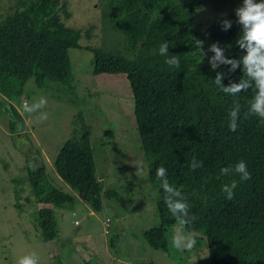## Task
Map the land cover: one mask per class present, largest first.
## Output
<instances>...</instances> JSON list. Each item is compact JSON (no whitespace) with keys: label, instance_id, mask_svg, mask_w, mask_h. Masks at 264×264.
Returning <instances> with one entry per match:
<instances>
[{"label":"trees","instance_id":"1","mask_svg":"<svg viewBox=\"0 0 264 264\" xmlns=\"http://www.w3.org/2000/svg\"><path fill=\"white\" fill-rule=\"evenodd\" d=\"M14 1L11 11L0 19V113L9 114L10 133L25 128L13 101L22 95L26 81L33 77L40 87L53 84L72 89L69 49L91 51L93 75L123 74L130 85L140 148L148 178L157 190L159 222L143 231L144 242L169 253L170 233L178 225L156 176L157 168L163 166L169 183L190 204L196 220L188 231L195 234L196 244L206 246L210 264H264V125L253 116L241 117L234 132L228 127L234 101L246 110L255 89L236 97L226 95L213 82L216 73H226L222 83L227 86L230 81L239 82L242 69L229 73L230 65H220L214 71L209 63L214 53L208 49L216 42L229 59L244 54L236 44L241 26L235 11L198 30L193 24L198 0H100L109 8L107 26L124 38L127 52L121 53L82 46L79 40L83 35L90 38L94 25L85 29L67 25L71 13L66 0ZM224 19L232 21L227 31L222 30ZM196 40L203 41L202 50L195 46ZM165 41L169 54L179 55V69L169 67L168 57L159 54ZM81 116L80 130L63 143L53 161L57 174L74 193L51 185L41 160L36 167H26L31 201L39 205L35 223L45 241L58 235L55 208L75 210L81 199L100 211L103 198L117 195L101 186ZM193 157L203 161V167L191 170ZM240 160L247 163L250 180L240 182L232 172L221 174L222 168L232 169ZM233 180L239 183L234 198L228 200L221 189Z\"/></svg>","mask_w":264,"mask_h":264},{"label":"rangeland","instance_id":"2","mask_svg":"<svg viewBox=\"0 0 264 264\" xmlns=\"http://www.w3.org/2000/svg\"><path fill=\"white\" fill-rule=\"evenodd\" d=\"M66 1L71 13L67 25L83 29L94 25L90 38L83 35L79 40L82 46L127 52L122 35L106 24L109 8L104 3ZM198 1L193 17L198 30L242 6L240 0ZM15 4L0 0V19ZM69 56L72 89L53 84L40 87L31 77L13 101L24 118L21 132L10 133V116L0 113V264H17L31 252L39 256L40 264H210L204 244L183 252L173 247L178 225L170 233L169 253L144 242L143 231L159 222L157 190L148 178L147 160L140 148L129 82L123 74L93 75V53L85 48H71ZM42 97L48 102L45 108L31 114L24 111L23 100L32 105ZM41 112L48 114L42 122L38 119ZM79 114L89 133L101 186L117 195L103 198L100 211H93L81 199L75 210L55 208L58 235L45 241L35 223L39 205L31 201L26 167H36L41 160L48 182L72 193L53 161L63 143L80 130Z\"/></svg>","mask_w":264,"mask_h":264},{"label":"clouds","instance_id":"3","mask_svg":"<svg viewBox=\"0 0 264 264\" xmlns=\"http://www.w3.org/2000/svg\"><path fill=\"white\" fill-rule=\"evenodd\" d=\"M237 17L236 23L241 26V31L236 44L243 51V55L238 59H229L225 56V49L221 48L219 42L213 43L209 47V51L214 53L210 58L209 63L215 71L220 65H230L229 73H234L237 68L242 69V76L239 82H231L225 86L222 83L226 73L223 71L217 72L213 80L215 85L225 93L233 97L238 96L241 92H246L250 88H254V95L248 100L246 110L242 109L239 101H234L232 108L229 110L228 127L231 131H236L238 121L249 119L253 116L259 118V123L264 125V0H243L241 7L235 10ZM232 26V21L224 19L222 21V30L227 31ZM195 46L200 50L203 49V41L196 40ZM169 43L165 41L159 47V54L168 57L165 63L175 69L181 67L179 55L169 54ZM202 55H205L201 51ZM47 99L41 98L38 102L28 105L25 103L24 111L27 113H35L47 106ZM38 119L42 122L48 119L46 112H41ZM203 167V161H197L193 157L190 164L191 170H196ZM142 162L137 170L142 171ZM221 174L228 175L230 172L236 174L240 178V182L248 181L252 178L251 172L248 170L247 163L244 160L238 161L234 168H222ZM156 176L161 181L162 188L165 193L164 202L168 211L178 221L179 231L172 237V245L180 251H192L196 246L195 236L188 231L196 217L190 214V204L187 198L180 190L169 183L167 178V169L163 166L158 167ZM238 181L233 180L230 184H225L222 187V192L226 194V199L234 198V190L238 187ZM17 264H40V258L35 252L28 253L20 257Z\"/></svg>","mask_w":264,"mask_h":264},{"label":"built area","instance_id":"4","mask_svg":"<svg viewBox=\"0 0 264 264\" xmlns=\"http://www.w3.org/2000/svg\"><path fill=\"white\" fill-rule=\"evenodd\" d=\"M25 103H26V101L25 100H23V105H25ZM77 222V221H76Z\"/></svg>","mask_w":264,"mask_h":264}]
</instances>
